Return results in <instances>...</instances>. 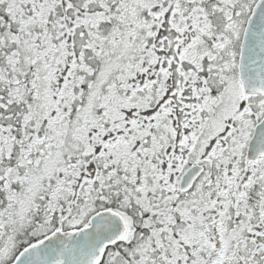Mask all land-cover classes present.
Instances as JSON below:
<instances>
[{
    "label": "snow or ice",
    "instance_id": "snow-or-ice-1",
    "mask_svg": "<svg viewBox=\"0 0 264 264\" xmlns=\"http://www.w3.org/2000/svg\"><path fill=\"white\" fill-rule=\"evenodd\" d=\"M0 264H264V0H0Z\"/></svg>",
    "mask_w": 264,
    "mask_h": 264
}]
</instances>
